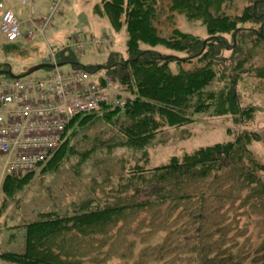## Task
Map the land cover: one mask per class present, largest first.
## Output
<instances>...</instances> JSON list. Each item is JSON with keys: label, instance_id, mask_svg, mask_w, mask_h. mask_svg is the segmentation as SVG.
Listing matches in <instances>:
<instances>
[{"label": "trees", "instance_id": "1", "mask_svg": "<svg viewBox=\"0 0 264 264\" xmlns=\"http://www.w3.org/2000/svg\"><path fill=\"white\" fill-rule=\"evenodd\" d=\"M232 1L99 0L93 6V13L106 17L114 31L126 32L127 57L111 58L99 69L79 65L62 52L56 62L86 69L99 83L104 75L114 77L127 93L126 102L103 104L70 120L63 143L42 170L58 169L73 156L76 177L89 168V182L79 183L82 198L62 206V212L54 208L37 213L24 225L23 251H0L1 261L108 264L115 258L116 264H264V162L251 148L259 143V133L243 131L234 139L149 166L148 149L160 143L169 127L189 124L201 113L231 115L234 122L253 117L255 107L241 105L237 89L249 83L243 80L253 71L245 64L254 45L247 44H264V0H250L241 14L230 16L224 8ZM162 15L169 21L175 15L199 21L207 36L177 27L161 35ZM158 45L185 55L164 56L153 50ZM224 50L233 53L228 66ZM194 61L193 67L182 66ZM218 82L222 86L214 88ZM97 124L104 131L95 135ZM116 152L127 156L115 158ZM14 175H4V189L26 182L30 173Z\"/></svg>", "mask_w": 264, "mask_h": 264}, {"label": "rangeland", "instance_id": "2", "mask_svg": "<svg viewBox=\"0 0 264 264\" xmlns=\"http://www.w3.org/2000/svg\"><path fill=\"white\" fill-rule=\"evenodd\" d=\"M8 4L12 10L21 12L23 5L20 0H1ZM99 0H68L61 8V13L57 15L49 29L45 31L44 36L36 33L34 38L25 42L20 37L16 43L9 44L0 32V70L10 69L13 74H21L28 68L49 60L47 63L52 64L51 51L58 56L72 55L74 61L84 66H100L105 65L111 58L116 61L127 57L126 53V32L122 30L114 31L106 17L94 15L91 11L92 6ZM36 9L39 11L44 9V4L48 0H35ZM250 0H234L225 8L226 14L230 16L241 14L243 8L247 6ZM19 5V8H15ZM41 4V5H40ZM45 10V9H44ZM41 10V11H44ZM14 11V12H15ZM27 11V9H25ZM40 13V12H37ZM35 14V16L37 15ZM30 14V13H29ZM29 16V15H28ZM27 16V17H28ZM28 20V18H27ZM160 34L170 35L172 28L177 27L181 31L194 34L201 38L207 36L205 27L199 21H189L182 15H175L172 21L166 19L164 15L160 17ZM259 23H245L244 26L251 27L255 30L259 29ZM23 29V28H22ZM23 33V30H22ZM110 34L115 38L112 46L95 47L93 44L86 42L82 51H75L71 46V40L77 36L88 39L91 36L98 37L101 34ZM228 40L231 37L227 36ZM252 41L253 38L251 37ZM253 43V44H252ZM254 45L251 48L252 59L245 65L252 68V72L245 75V87L238 86L237 94L240 98L241 105H253L255 107L253 117L246 121L234 122L233 116L221 115L210 116L208 113H201L195 116V120L182 127H169L159 137V144L149 148V166L165 163L173 155L180 156L184 152L212 144L219 141L234 139L235 136L243 131L257 132L260 135L259 143H253L251 148L256 155L264 162V77L260 78L258 71H264V44L256 46L254 42L247 44ZM145 48H149L143 45ZM155 52L162 53L164 56H184L183 52H178L166 48L163 45L153 47ZM233 53L229 50L222 51L225 58L224 65L231 63L229 58ZM254 54V55H253ZM242 58V56H240ZM235 63V61H234ZM197 63H183L184 68H190ZM172 70H176L177 64L172 61L170 63ZM61 70L67 71L72 69L69 62H65L59 66ZM53 70L51 67H43L31 76H41ZM261 71V70H260ZM259 71V72H260ZM105 69H100V73H104ZM114 75V73H113ZM7 78V75L0 74V80ZM244 78V77H243ZM115 79V78H114ZM222 86V82L216 83L213 87ZM127 94V93H126ZM97 124L93 130L95 135L101 134L104 130L100 129ZM100 129V130H99ZM79 130L77 136L80 135ZM229 133V134H227ZM78 138V137H76ZM74 140H72V144ZM140 154V153H139ZM127 156L124 153L116 152L115 158ZM95 161V160H91ZM75 159L72 156L68 161L59 166L58 169L43 171L44 163L38 170L23 174L14 175L15 177H23L30 173L29 178L22 184L14 183L9 185L7 189L3 188L0 182V251L1 252H22L24 249V225L29 220L37 218V213L51 211L58 208L61 212L62 206L70 205L74 201L82 198L81 186L79 183H88L87 172L89 168H82L80 177H76L73 173ZM103 163H99L97 169H101ZM85 180V181H84ZM80 183V184H81ZM86 183V184H87ZM74 200V201H73ZM243 224V220L241 222ZM254 230L253 227H249ZM159 237L154 241H159ZM118 259L113 258L108 264H116Z\"/></svg>", "mask_w": 264, "mask_h": 264}, {"label": "built area", "instance_id": "3", "mask_svg": "<svg viewBox=\"0 0 264 264\" xmlns=\"http://www.w3.org/2000/svg\"><path fill=\"white\" fill-rule=\"evenodd\" d=\"M29 10L28 29L22 33V22L15 12L0 2V32L7 42L20 37L44 36L62 6L68 0H50L45 13L34 15L29 0H20ZM89 41L95 46L108 44L109 36L99 40L73 37L71 46L81 52ZM52 63L56 64L51 51ZM49 60H46L48 62ZM127 95L114 77L103 76V82L83 68L61 70L54 67L41 76L0 80V155L2 173L23 174L38 170L60 147L67 135L70 120L80 114L97 111L103 104L123 106Z\"/></svg>", "mask_w": 264, "mask_h": 264}, {"label": "crops", "instance_id": "4", "mask_svg": "<svg viewBox=\"0 0 264 264\" xmlns=\"http://www.w3.org/2000/svg\"><path fill=\"white\" fill-rule=\"evenodd\" d=\"M29 5L33 8V10H34V15L37 13V12H40V13H37V15H39V14H42V13H45L46 11H47V9H48V6H49V3H50V0H48V2H46L45 4H44V9H42V6H41V10H44V11H39V9L37 10L36 8V2H35V0H29ZM5 5H6V7H8V8H11L8 4H6L5 2H3ZM68 3V2H67ZM20 4H21V2H20ZM19 4V5H20ZM96 4V3H95ZM94 4V5H95ZM18 4L17 5H14V6H17V7H15V8H19L18 6H19ZM21 5H23V4H21ZM41 5V4H40ZM93 5V6H94ZM93 6H92V9H91V11H92V13H93ZM12 9V8H11ZM25 9H27V11H25ZM15 11V10H14ZM15 14L17 15V17L21 20V22H22V30H24L23 32H25L27 29H28V22H27V18L29 17L28 15H29V10H28V7L26 6V5H23L22 6V8H21V12H16L15 11ZM94 14V13H93ZM94 15H96V14H94ZM28 16V17H27ZM109 23V22H108ZM110 25V24H109ZM111 27V26H110ZM102 36H109L110 38H112V41L110 42V43H108V44H101L100 46H95V47H97V48H100V47H102V46H112L113 44H114V42H115V38H114V36L113 35H110V34H101V35H99L98 37H95V36H91L90 38H94L95 40H99ZM90 38H88L87 40H90ZM33 39V38H32ZM25 40V42H27V41H30L31 39H24ZM87 42H89V41H87ZM90 43V42H89ZM2 169H3V156H1L0 155V182H1V180H3V177H4V174L2 173L3 171H2ZM0 264H11V263H7V262H3V261H1L0 260Z\"/></svg>", "mask_w": 264, "mask_h": 264}, {"label": "water", "instance_id": "5", "mask_svg": "<svg viewBox=\"0 0 264 264\" xmlns=\"http://www.w3.org/2000/svg\"><path fill=\"white\" fill-rule=\"evenodd\" d=\"M63 63H56V64H49L47 62H42V63H39V64H36L30 68H28L25 72L21 73V74H13L11 72L10 69H2L0 70V74H5L7 75L9 78H13V79H18V78H23L25 76H28L30 74H32L33 72L43 68V67H51V68H54V67H59L60 65H62ZM100 66H97V69H99Z\"/></svg>", "mask_w": 264, "mask_h": 264}, {"label": "bare ground", "instance_id": "6", "mask_svg": "<svg viewBox=\"0 0 264 264\" xmlns=\"http://www.w3.org/2000/svg\"><path fill=\"white\" fill-rule=\"evenodd\" d=\"M24 31V30H23Z\"/></svg>", "mask_w": 264, "mask_h": 264}]
</instances>
